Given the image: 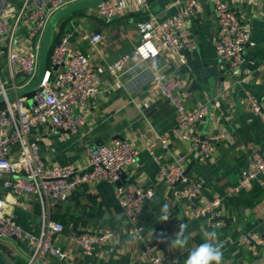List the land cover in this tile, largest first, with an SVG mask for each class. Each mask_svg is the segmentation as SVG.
Returning a JSON list of instances; mask_svg holds the SVG:
<instances>
[{"label":"crops","instance_id":"crops-1","mask_svg":"<svg viewBox=\"0 0 264 264\" xmlns=\"http://www.w3.org/2000/svg\"><path fill=\"white\" fill-rule=\"evenodd\" d=\"M188 1L128 0L129 9L120 17L105 20L85 11L63 26L62 34L71 36L72 47L86 54L99 74L100 90L87 109H77L76 112L82 113L87 121L77 134L56 129L51 124L34 131L42 156L50 164L74 163L79 168H86L90 164L92 148L126 140L138 149L139 156L128 169L124 181L155 192V196L144 204L141 214L144 242L134 243L124 234L100 247L90 257H84L81 249L70 240L73 235L106 229L126 231V217L114 187L104 181L90 183L77 188L67 202H54L51 218L65 227L56 245L72 253L76 264H151L142 256L146 247L162 256L167 264H184L189 250L204 242L205 231H215L219 241L223 242V264L264 263V175L248 188L234 192L243 174L253 169L249 148L256 146L264 153V123L249 109L246 101L249 93L264 105V0L232 1L249 34L240 78L232 76L228 65L216 54L218 23L210 0L201 1L203 13L191 22L193 47L179 53L163 52L160 56L161 65L169 62L173 66L169 73L187 78V107L208 105L207 115L196 126L200 135H224L210 159L202 158L199 145L191 146L173 137L170 149L163 150L158 140L175 127L176 109L155 89H124V84L129 81L126 69L133 62L115 75L108 71L109 65L138 45L141 36L138 23L162 22L180 12ZM57 32H60L59 28ZM26 34L27 31L22 30L16 35V47H20ZM94 34L102 35L97 47L91 43ZM0 48L5 51L1 44ZM148 145H152V152L147 149ZM180 155H185L188 160L186 168L194 163L189 178L200 185L202 196L222 200L224 217L221 226L215 225L209 217H195L192 212L200 206L201 200L180 199V186H169L161 178L162 168L168 167ZM6 179L0 175V196L10 201L14 194L4 188ZM164 204L169 205L170 219L158 222L157 216ZM39 206L35 197L26 196L15 209L18 222L34 233L40 229ZM180 223L187 224V231L191 233L185 249L178 250L168 243L157 242L156 234L165 232L171 238ZM258 227H262L261 233H255ZM246 235H251L249 241L244 240ZM11 253L26 264L31 250L16 241L15 252L12 250ZM49 264L61 262L51 259Z\"/></svg>","mask_w":264,"mask_h":264},{"label":"built area","instance_id":"built-area-1","mask_svg":"<svg viewBox=\"0 0 264 264\" xmlns=\"http://www.w3.org/2000/svg\"><path fill=\"white\" fill-rule=\"evenodd\" d=\"M79 0H23L12 3L0 0V44L5 48V60L0 58L8 73L4 81L0 71V95L16 92L30 85L38 70L43 37L51 17L60 9ZM202 0H189L177 14L159 23H138L140 41L135 49L108 66L115 75L133 62L127 69L129 81L124 84L127 91L147 88L155 89L177 111V123L171 133L162 135L158 142L168 151L172 137L191 146L199 145L201 156L210 159L216 151L222 134L201 136L197 124L207 115L209 107L201 104L187 107L185 91L188 80L168 71L173 66L168 62L161 65L163 52L179 53L193 47L190 33L191 22L203 13ZM214 5L218 23L215 50L218 58L228 65L232 76H241L245 47L249 34L242 19L234 10L233 0H210ZM129 9L128 0H106L92 15L110 20L120 17ZM26 30L20 47L15 46L16 35ZM69 34L63 35L54 45L48 70L39 88L28 96L7 100L0 106V175L7 177L3 185L13 192L10 201L0 196V240L14 239L26 244L31 255L26 264H49L58 259L61 264H76L75 256L56 245L63 234L62 223L52 220L51 206L54 202H67L79 187L104 181L114 187L119 205L126 217L123 232L106 229L102 232L85 231L71 237L84 257L93 256L109 241L124 234L134 243L144 242L145 227L141 214L147 200L155 196L153 189H144L124 181L125 175L139 156L138 149L126 140H116L111 145H100L90 150L89 167L79 168L76 164L56 165L48 163L42 156L41 147L34 131L46 124L56 129L77 134L86 125L85 116L76 112L85 110L100 90V76L94 70L89 57L72 47ZM102 40L101 34L91 38L92 46ZM26 50V48H28ZM58 66V71L54 67ZM25 74L26 81L17 77ZM7 84L9 87H7ZM249 109L264 123V105L251 94H246ZM147 149L152 152V145ZM253 169L245 172L235 193L248 188L253 181L264 175V153L256 146L250 148ZM153 154V153H152ZM154 160L158 158L153 155ZM185 155L176 157L168 167L162 168L160 176L169 186L182 178L179 197L185 201L201 200L194 208L195 217H209L217 226L223 224L224 208L221 199H206L195 180L183 177L187 166ZM121 182L118 186L117 183ZM26 196L39 202L40 229L38 233L26 230L19 222L15 209ZM217 220V221H216ZM251 235L244 237L249 241ZM142 256L151 264H167L166 260L146 247ZM264 264V263H261Z\"/></svg>","mask_w":264,"mask_h":264},{"label":"water","instance_id":"water-1","mask_svg":"<svg viewBox=\"0 0 264 264\" xmlns=\"http://www.w3.org/2000/svg\"><path fill=\"white\" fill-rule=\"evenodd\" d=\"M105 1L106 0H79L57 11L49 20L45 33H44L42 49H41L40 57L38 60L37 75L34 81L30 85L16 92L8 93L6 97L4 95H0V106H2L7 100H14L16 98H20L23 96H28L30 94H33L39 88L42 80L45 77L48 67H49L50 54H51V50L54 44L55 34L57 33L60 22L65 18L72 17L75 13L95 9ZM54 71H58V66L54 67ZM17 77L20 78L21 82H25L27 78L23 72H19L17 74ZM193 164L194 163H191L186 168L183 174V177L189 176L190 169ZM181 181H182V178H180L174 184L173 187H178ZM117 185L120 186L121 182H118ZM193 201L196 202L197 200L195 199ZM261 232H262V227H258L255 230V233H261ZM0 264H11V263L3 255L0 254Z\"/></svg>","mask_w":264,"mask_h":264},{"label":"clouds","instance_id":"clouds-1","mask_svg":"<svg viewBox=\"0 0 264 264\" xmlns=\"http://www.w3.org/2000/svg\"><path fill=\"white\" fill-rule=\"evenodd\" d=\"M170 219V209L168 204H164L157 216L158 222H166ZM188 225L180 223L178 231L173 237H169L165 232L156 234L155 238L158 243H168L174 249H185L189 244L191 233L187 231ZM204 242L198 246L192 247L184 264H223L224 244L219 241L215 231H205L203 233Z\"/></svg>","mask_w":264,"mask_h":264},{"label":"rangeland","instance_id":"rangeland-1","mask_svg":"<svg viewBox=\"0 0 264 264\" xmlns=\"http://www.w3.org/2000/svg\"><path fill=\"white\" fill-rule=\"evenodd\" d=\"M17 1L19 2V4H17V5L21 6L23 0H11L12 3H15ZM0 58L5 60V58H6V52L5 51L0 50ZM0 71L2 74L3 80L8 81V79H9L8 73H7V70L3 64L0 66ZM7 87H9L8 84H7ZM15 245H16V241L14 239L0 240V253L3 254L5 256V258L11 259L9 251L12 252V250H13L15 252ZM2 247H4V248L6 247L7 250H4V248H2ZM21 262L23 264V261H21Z\"/></svg>","mask_w":264,"mask_h":264},{"label":"trees","instance_id":"trees-1","mask_svg":"<svg viewBox=\"0 0 264 264\" xmlns=\"http://www.w3.org/2000/svg\"><path fill=\"white\" fill-rule=\"evenodd\" d=\"M85 11H81V12H78V13H75L72 17H68V18H65V19H63L61 22H60V24H59V26H58V28L60 29V32H57L56 34H55V39H54V44H53V47H54V45H55V43L63 36V34H62V29H63V26H64V24L65 23H68L74 16H77V15H81V14H83ZM53 47H52V50H51V54H52V51H53ZM0 50H2L1 48H0ZM51 54H50V59H51ZM40 207V206H39ZM2 248H4V247H2ZM4 250H7V248L5 247L4 248ZM9 251V250H8ZM9 253H10V257H11V259H7L11 264H13L14 262H16V264H22V262L19 260V259H17V257H16V255H12V253L9 251ZM1 254V253H0ZM1 255H3V254H1ZM4 256V255H3ZM5 257V256H4ZM23 264H24V262H23Z\"/></svg>","mask_w":264,"mask_h":264}]
</instances>
